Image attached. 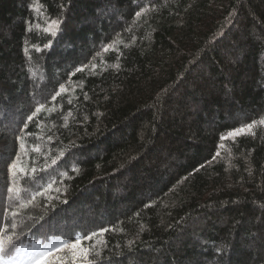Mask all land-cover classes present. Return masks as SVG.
Instances as JSON below:
<instances>
[{
	"label": "trees",
	"instance_id": "1",
	"mask_svg": "<svg viewBox=\"0 0 264 264\" xmlns=\"http://www.w3.org/2000/svg\"><path fill=\"white\" fill-rule=\"evenodd\" d=\"M10 207L17 246L96 234L51 264H264V0H0Z\"/></svg>",
	"mask_w": 264,
	"mask_h": 264
},
{
	"label": "snow or ice",
	"instance_id": "2",
	"mask_svg": "<svg viewBox=\"0 0 264 264\" xmlns=\"http://www.w3.org/2000/svg\"><path fill=\"white\" fill-rule=\"evenodd\" d=\"M140 13H137V16H139ZM51 24H58L57 21H51ZM55 35V32L52 33ZM110 49L108 47L104 48V51L107 52ZM95 67V66H94ZM79 70V69H78ZM66 91L63 87L60 89V92L57 93V95H60V93ZM55 99V97H53ZM42 110L41 107H37L35 112L32 115H29L27 117L28 121H32L33 117L39 113ZM27 127V125H25ZM249 130L251 129L252 125L249 124L246 126ZM245 131L244 128H241L239 130H234L229 133L230 136H237L242 134ZM17 139H20L18 137ZM227 137H221V140H225ZM36 151H39V149H35ZM64 154L61 153V156ZM217 156L219 153L216 154ZM19 156L16 158L15 161L10 163L8 165V172L10 176L12 177V183H15V177L18 174H24L27 176V170L23 167L22 163L19 162ZM215 159V157H213ZM57 161L53 160L52 164H56ZM37 172L36 168H32V173L35 174ZM35 179V175L33 176V180ZM52 189V184H48L47 187L44 189V191L36 192L34 195H32L31 199L26 200L25 202H19L21 200V189L18 187L8 186L7 192L9 193V198L13 201H18L17 208L18 209H26L29 205H31L35 199L36 196H43L46 192L50 191ZM17 208H9L5 209L6 212H8V223L3 224V226H0V264H16V261L18 259L23 258L26 261V264H51L50 257H52L54 252H60L64 249H67L71 247L73 252L77 254L78 257H82L84 255V251L82 248V241L83 240H92V236L96 235L93 233L89 236L84 237H74L71 242H60L59 246L57 245H50V246H37L33 245L31 248H26L22 243L20 246H17V241L20 239V235H23L22 232L17 233L13 231L11 234L9 233V229L16 230L20 227V224L17 222V217L21 215V212L17 210ZM5 257H7L5 259Z\"/></svg>",
	"mask_w": 264,
	"mask_h": 264
},
{
	"label": "rangeland",
	"instance_id": "3",
	"mask_svg": "<svg viewBox=\"0 0 264 264\" xmlns=\"http://www.w3.org/2000/svg\"><path fill=\"white\" fill-rule=\"evenodd\" d=\"M50 25H51V23H50Z\"/></svg>",
	"mask_w": 264,
	"mask_h": 264
}]
</instances>
